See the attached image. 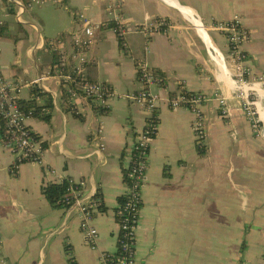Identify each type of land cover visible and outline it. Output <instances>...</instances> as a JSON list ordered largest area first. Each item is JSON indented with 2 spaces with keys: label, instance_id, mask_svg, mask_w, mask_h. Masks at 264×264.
I'll return each instance as SVG.
<instances>
[{
  "label": "crops",
  "instance_id": "0c3cea01",
  "mask_svg": "<svg viewBox=\"0 0 264 264\" xmlns=\"http://www.w3.org/2000/svg\"><path fill=\"white\" fill-rule=\"evenodd\" d=\"M8 1L14 4L15 14L8 13ZM121 1L118 14L126 24L124 49L118 47L113 30L100 28L101 22L115 17L107 7L105 12L101 9L105 0H69L84 17L72 12V29L58 31L47 45L40 23L21 17L25 12L19 9L21 0H0V23L7 22L8 29L15 23L24 30L23 39L0 37L1 72L17 77L20 71L24 80L46 74L52 54L68 58L71 37L81 29L83 19L91 20L94 27L87 58L96 64V81L116 92H136L143 87L137 77L138 62L162 71L164 85L158 79L147 86L160 98L141 187L134 264H264V86H254L259 123L254 131L235 98L239 85L225 37L211 28L213 21L240 16L249 34L242 45L245 63L252 73L264 74V0ZM156 17L167 25L146 34L144 27ZM55 38L62 44L51 54L48 43ZM23 50H28L32 62L24 61ZM39 50L48 53L49 59L40 58ZM36 86L50 93L53 103L50 123L33 117L26 121L44 141L41 163L23 162L12 170L14 157L0 145V252L4 258L0 264H69L65 246L77 264H100L102 253L116 251L114 209L126 189L123 169L149 113L123 98L111 97L104 113L79 99L75 104L80 118H76L64 110L67 103L58 80L50 76ZM179 89L207 97L200 108L202 154L191 128L193 112L167 105L168 96ZM22 91L20 99L33 97L30 89ZM215 95L225 99V106ZM99 122L103 149L92 137ZM68 178L84 181L80 201H93L92 196L101 193L106 210L96 209L91 220L97 230L95 248L89 247L79 229L77 205L52 207L41 193L46 183Z\"/></svg>",
  "mask_w": 264,
  "mask_h": 264
},
{
  "label": "built area",
  "instance_id": "2783aa9c",
  "mask_svg": "<svg viewBox=\"0 0 264 264\" xmlns=\"http://www.w3.org/2000/svg\"><path fill=\"white\" fill-rule=\"evenodd\" d=\"M28 5L23 3L19 5L21 12L26 11ZM121 0H109L107 9L109 13H114L121 8ZM115 14L114 20L119 24H123L122 17ZM81 17V16H80ZM167 25L163 19H153L144 27V31L150 34L154 31L162 30ZM211 28L223 34L226 40L229 62L233 70L234 80L237 81L239 87L235 92V98L238 100L240 108L250 121L254 131L258 130L259 123L256 118V108L254 96V86L257 84L264 86V74H255L250 71L246 65V52L242 45L247 42L249 34L247 29L243 26L240 16L234 15L231 19L213 21ZM126 31L122 28L121 34ZM94 43V27L87 19L81 21V29L75 32L71 37L72 52L68 58L64 55L61 60L67 66L66 71L57 73L49 70L46 74H39L29 80H23L19 77H6L0 70V121L2 130L0 133V145L3 149L10 152L14 157L13 169L23 162L41 163L43 152L45 151L44 141L40 136H37L27 125V119L31 116L22 110L17 100L20 99V94L23 88L30 89L41 83L45 78L53 76L58 83H62L70 93L67 105H70V111L79 112L75 101L83 99L94 104L97 108L107 109L108 100L111 97L123 98L127 101L137 104L149 113V118L152 116V111L156 108V103L159 100V95L150 91L147 86L158 81V77L153 70L145 63L138 62L136 64V71L138 80L142 83L141 90L136 92L120 93L114 91L108 84L100 81L83 82L81 91L72 90L68 85L74 78L71 74L77 76L85 75L84 65L88 63L87 53ZM49 47L57 49L58 45L62 44L59 38L51 39ZM73 60V61H72ZM73 62L72 64H70ZM84 79V78H83ZM68 83V84H67ZM218 102L225 106V99L215 95ZM207 100V97L201 93H196L192 96L184 95V92L179 89L176 93L169 95L166 102L170 108L185 107L193 112L195 118L191 124L192 131L196 137L203 138L204 123L200 111L201 106ZM225 109V108H224ZM156 124L145 123L144 127L137 132L135 139L130 147V158L128 162L126 189L123 195L126 196L121 208L116 215L121 216V220H117V234H116V250L118 248L125 253L118 264H134V240H135V226L137 224L139 214V204L141 203V187L143 177L147 167V157L149 153V145L155 135ZM93 141L101 149L104 148L103 124L99 122L93 131ZM63 180H58L61 182ZM68 183L67 192L63 198L66 205L75 203L78 208L79 229L85 235L89 247L95 248V238L97 236L96 228L91 224L94 212L97 209L96 203L93 201H80V194L83 186V180L74 181L66 179ZM72 197V200L70 199ZM129 218H132V224L128 225ZM2 238L0 235V246ZM102 253L99 258L100 264H112L109 258ZM0 263H4V258L0 252Z\"/></svg>",
  "mask_w": 264,
  "mask_h": 264
},
{
  "label": "trees",
  "instance_id": "16d2710c",
  "mask_svg": "<svg viewBox=\"0 0 264 264\" xmlns=\"http://www.w3.org/2000/svg\"><path fill=\"white\" fill-rule=\"evenodd\" d=\"M21 1L24 5H28L30 0H21ZM7 7H8V13L15 14L17 12L16 9L14 8V4L12 2L8 1ZM156 19H159V18L156 17ZM164 21H166V20H164ZM100 28L113 30L116 34V40H117L118 47L120 49H124V39H123V35L120 32H121L122 28H126L125 23L119 24V23H117L116 20L111 19L108 21L101 22ZM59 35H62V33L58 34V36ZM0 37H9L8 24L5 21H2L0 23ZM47 42H48V39L46 40V43ZM60 58H61L60 55H58L56 53L52 54L51 71H54V69H57V73H59L61 71L67 70V66L64 64V62ZM84 69H85L84 77L80 76V75L77 76L75 74H71L72 77L74 78V80L72 82H69L68 86L72 90L75 89L78 92H80L81 91L80 87H81L83 82H95L96 81V64L94 62L86 63L84 65ZM153 70H154L155 75L159 78V83L161 85H164V83L166 81L165 74L162 71H160L159 69L153 68ZM137 77H138V75H137ZM59 87H60L59 89H60L61 94H62V98L64 99V101H67L70 93L68 92L66 87L63 85V82L59 83ZM179 88H181V87H179ZM181 91L184 92V95H186V96H192V95L198 93V92L187 91V90H183V89H181ZM30 93L33 96L32 98H30V99H18L17 100L19 106L22 108V110H24L25 113L29 114L31 117L39 119L41 121H44L45 123H50L51 111L53 109L51 94L43 91L38 86L31 87ZM171 95L172 94H170V96ZM37 99H40L41 102L38 103ZM70 109H71L70 105H67V107L64 108L65 112L70 111ZM106 110L107 109L100 108V111L103 113L106 112ZM71 114L76 118H80V115L78 113H76L75 111H71ZM147 120H149L150 124L155 123L157 125L158 118H157V113L155 110L152 111V116L150 118H148ZM1 130H2V124L0 121V133H1ZM155 134H156V131H155ZM202 139L203 138L196 139L197 149H198V152L200 154H202L204 151ZM123 155L124 154L122 153L120 156V159H122ZM123 180L126 183L129 181L127 179V170L126 169H123ZM67 187H68V183L66 180H63L61 182H48L41 187V193L43 194V196L46 198V200L48 201V203L52 207H63L66 205L63 202V198L67 192ZM125 198H126L125 195H120L117 198V205L114 209L116 221L121 220V216L116 215V214H117V211L121 208ZM70 199L72 200V197ZM91 200H93V202L96 203L98 211L103 212L106 210V206L103 204V201L101 199V193L99 191L92 196ZM141 206H142V203L139 204L140 208H141ZM138 217H139V214H137V218ZM130 224H132V218L131 219L129 218L128 225L130 226ZM65 250L67 252V256H69L68 257L69 264H77V262L75 261L73 255H72L70 247L65 246ZM124 254L125 253L121 252V250L118 248V250H116L114 253H106L105 256L109 258V261L112 264H118V261L120 260V258Z\"/></svg>",
  "mask_w": 264,
  "mask_h": 264
},
{
  "label": "rangeland",
  "instance_id": "374dc122",
  "mask_svg": "<svg viewBox=\"0 0 264 264\" xmlns=\"http://www.w3.org/2000/svg\"><path fill=\"white\" fill-rule=\"evenodd\" d=\"M68 1L67 0H33L31 1L30 6L26 7V11L22 14L21 17L29 21H32L31 19L34 18L40 23L41 35L45 40V44L47 45L46 40L50 38H54L57 35L58 31L64 32L66 29H72V25H71L72 12L76 11V13L82 14L81 10L74 11V8H72L73 6ZM103 3L104 4H102L101 9H103L105 12L109 0H105V2ZM117 12L118 11L114 10L113 16ZM82 16L84 17V14H82ZM8 31L11 39L18 38V36H21L20 39H23L24 30L21 29L19 25H15V23H12L11 26H9ZM79 31L80 29L77 32ZM47 50L51 54L53 52H57V49H53V48H49ZM27 51L23 50V58L26 63H30L32 62V59H30V57L27 55ZM38 54L39 57L42 58L43 60L49 57L48 53L42 50H39ZM26 57H28V59H26ZM16 76L23 80L26 79L24 78L25 75L22 74L20 71L17 72ZM24 92L25 91H22L21 94H23Z\"/></svg>",
  "mask_w": 264,
  "mask_h": 264
},
{
  "label": "water",
  "instance_id": "95a60500",
  "mask_svg": "<svg viewBox=\"0 0 264 264\" xmlns=\"http://www.w3.org/2000/svg\"><path fill=\"white\" fill-rule=\"evenodd\" d=\"M196 26H199V28L203 29V27L199 24V25H196Z\"/></svg>",
  "mask_w": 264,
  "mask_h": 264
}]
</instances>
